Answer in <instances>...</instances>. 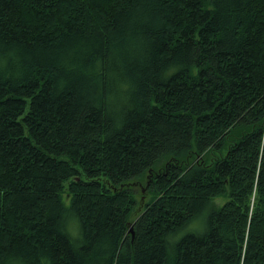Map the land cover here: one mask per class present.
<instances>
[{"label": "trees", "instance_id": "obj_1", "mask_svg": "<svg viewBox=\"0 0 264 264\" xmlns=\"http://www.w3.org/2000/svg\"><path fill=\"white\" fill-rule=\"evenodd\" d=\"M0 264H264V0H0Z\"/></svg>", "mask_w": 264, "mask_h": 264}, {"label": "rangeland", "instance_id": "obj_2", "mask_svg": "<svg viewBox=\"0 0 264 264\" xmlns=\"http://www.w3.org/2000/svg\"><path fill=\"white\" fill-rule=\"evenodd\" d=\"M161 163H162V162H161ZM143 180H144V179H142V181H143ZM145 185H146V184H144V183H140V182L132 184V187L134 188V191L136 192L137 197L140 196V190H141V188L144 187ZM142 192H144V189L142 190ZM218 199H219V198H218ZM222 201H223L222 198L219 199V202H222Z\"/></svg>", "mask_w": 264, "mask_h": 264}]
</instances>
